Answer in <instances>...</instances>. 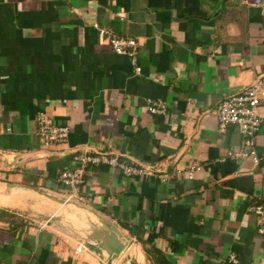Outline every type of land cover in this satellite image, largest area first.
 I'll return each instance as SVG.
<instances>
[{"label": "crops", "instance_id": "1", "mask_svg": "<svg viewBox=\"0 0 264 264\" xmlns=\"http://www.w3.org/2000/svg\"><path fill=\"white\" fill-rule=\"evenodd\" d=\"M100 31L135 40L139 75ZM263 73L264 0H0V264H98L75 252L95 216L134 240L128 264H153L152 251L167 264H258L264 119L253 166L229 155L241 136L218 132L215 111ZM38 115L68 129L64 144L42 147ZM84 149L167 181L94 168L60 207L58 175ZM190 165L191 179L175 175Z\"/></svg>", "mask_w": 264, "mask_h": 264}, {"label": "built area", "instance_id": "2", "mask_svg": "<svg viewBox=\"0 0 264 264\" xmlns=\"http://www.w3.org/2000/svg\"><path fill=\"white\" fill-rule=\"evenodd\" d=\"M248 7H258L262 0H238ZM108 37V44L113 54L124 57L128 60L134 75H139L140 67L137 64L136 42L114 36L108 32L100 31ZM264 73L251 79L248 86L239 94L230 95L222 99L215 111L217 130L223 133L227 127L237 128L241 136V144L236 153L229 154L235 158H246L253 166H257L261 158L255 149V138L264 119ZM165 106L146 100L145 111L152 116H162L165 113ZM36 136L39 138L45 150H51L64 144L68 137V129L65 126H55L43 115L36 118ZM94 168H106L116 170L122 176L130 178L154 177L161 182L167 181L165 176L157 174L146 167L127 164L119 158V155L112 152H100L84 149L75 152L71 156V168L62 171L58 175L59 185L66 190V199H77L76 189L83 184L84 177ZM200 170V166L190 165L185 170L176 171L175 175H182L191 179ZM256 218V232L264 238V182L259 188V198L256 205L251 209ZM84 249L81 245L75 248V252ZM228 264H236L233 254L226 258ZM258 264H264V245Z\"/></svg>", "mask_w": 264, "mask_h": 264}, {"label": "water", "instance_id": "3", "mask_svg": "<svg viewBox=\"0 0 264 264\" xmlns=\"http://www.w3.org/2000/svg\"><path fill=\"white\" fill-rule=\"evenodd\" d=\"M72 204V205H71ZM72 199H66L63 195L59 201L60 207L73 206ZM98 223L97 231L80 239L78 244L95 257L98 264H128L131 260V249L135 242L129 236L124 235L114 224L106 219L95 216ZM50 219V218H49ZM49 220H44L46 225ZM100 231L104 238L99 234ZM131 254V255H130Z\"/></svg>", "mask_w": 264, "mask_h": 264}, {"label": "trees", "instance_id": "4", "mask_svg": "<svg viewBox=\"0 0 264 264\" xmlns=\"http://www.w3.org/2000/svg\"><path fill=\"white\" fill-rule=\"evenodd\" d=\"M152 253H153V257L151 256V258L153 264H167L163 256H161L158 252L152 251Z\"/></svg>", "mask_w": 264, "mask_h": 264}, {"label": "bare ground", "instance_id": "5", "mask_svg": "<svg viewBox=\"0 0 264 264\" xmlns=\"http://www.w3.org/2000/svg\"><path fill=\"white\" fill-rule=\"evenodd\" d=\"M59 208V207H58ZM60 210V209H59Z\"/></svg>", "mask_w": 264, "mask_h": 264}]
</instances>
